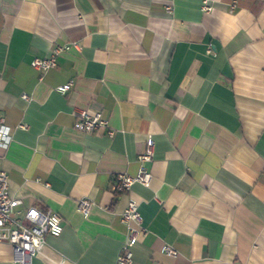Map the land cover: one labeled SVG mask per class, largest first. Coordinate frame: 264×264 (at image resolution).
Returning a JSON list of instances; mask_svg holds the SVG:
<instances>
[{"label": "crops", "instance_id": "obj_1", "mask_svg": "<svg viewBox=\"0 0 264 264\" xmlns=\"http://www.w3.org/2000/svg\"><path fill=\"white\" fill-rule=\"evenodd\" d=\"M204 1L0 0V170L19 217L64 227L32 264H115L129 197L146 229L134 264H264V0ZM72 41L55 68L32 66ZM79 108L107 127L77 130ZM150 137L151 184L115 194ZM0 264H15L7 242Z\"/></svg>", "mask_w": 264, "mask_h": 264}, {"label": "built area", "instance_id": "obj_2", "mask_svg": "<svg viewBox=\"0 0 264 264\" xmlns=\"http://www.w3.org/2000/svg\"><path fill=\"white\" fill-rule=\"evenodd\" d=\"M202 9L206 12L212 7L205 0ZM166 11L171 12L172 7L166 6ZM81 49L80 42L72 41L64 45L53 48L51 54L44 58H34L32 66L42 73L55 68L58 65L59 56L71 49ZM73 82L58 86L56 89L65 94L72 88ZM25 99H29L24 94ZM78 119L75 128L83 133L90 134L100 127H107L108 122L101 113L91 114L87 110L79 108ZM0 114V145L9 143L11 137L2 123ZM26 127V125H22ZM109 131V135H113ZM154 140L150 137L147 141L146 150L139 155V171L133 176L126 172H118L113 177L111 188L117 195L129 192L136 183L148 187L152 181V173L146 164L153 159ZM21 199L14 197L9 191V175L6 171L0 170V242H7L13 246L15 254V264H32L35 257L43 255V247L46 244V237L60 236L63 232L62 217L53 211L41 212L35 207H30L25 211L24 218L18 216V207ZM94 203L88 199H83L79 203V210L88 215ZM122 221L126 224L127 232L120 254L115 264H134V247L138 242L139 235L146 229L143 227V218L139 210V204L135 198L129 197L127 205L122 213ZM169 256H177V251L172 246L166 244L163 248Z\"/></svg>", "mask_w": 264, "mask_h": 264}]
</instances>
